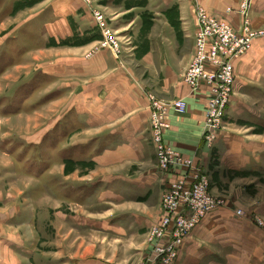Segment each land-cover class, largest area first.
<instances>
[{"label":"rangeland","instance_id":"374dc122","mask_svg":"<svg viewBox=\"0 0 264 264\" xmlns=\"http://www.w3.org/2000/svg\"><path fill=\"white\" fill-rule=\"evenodd\" d=\"M88 1L89 8L93 13L102 14L106 28L121 45L120 56L116 57L111 53L114 60L127 72L135 85L139 87L143 85L147 99L148 96L154 95L164 102L181 101L170 98L171 96L163 90L162 82L167 80L169 75L172 83L176 84L174 89L179 90L181 86L179 83L196 53L191 36L181 30L183 26H188L196 31L191 0L183 1L186 5L183 10H180L179 5L173 1L168 2L170 10H167L166 15L164 12L168 9V5L160 0L159 2L158 0ZM246 1L250 8L248 12L242 13ZM201 2V5L213 12L212 15L230 24L238 34L243 33L246 18L251 20L250 26L254 32L264 30V18L255 12V7L258 5L256 0H201ZM43 3L44 1L40 0L37 4L17 5L12 19L18 20L24 14L29 15L30 11ZM13 7L12 1L0 2V21ZM217 10L223 14H218ZM229 16L237 21L238 26L235 27L233 22L227 20ZM13 26L9 25L8 29L0 30V36L9 34ZM155 31H160L162 36L156 35ZM9 35L11 37L9 36L7 42L0 41V73L21 61L22 53L28 45L26 41L32 42L33 33L28 34L26 41L23 39L25 31ZM104 41L102 35L86 37L76 34L69 40L52 43V47L86 50L83 55L88 59L104 50L101 49ZM164 55L169 56V61L173 63L174 74L172 70L168 71V74L164 72L165 59L160 58ZM158 61L162 64H158ZM38 65L37 61L28 60L26 67L12 70L6 78L12 75L14 80L23 81ZM3 82L0 84V94L6 93L10 86L15 84L12 80L4 79ZM189 91L191 93L190 88ZM24 100L23 94L18 97L19 106H24L22 104ZM33 103H28L26 109L7 105L6 114H3H12L15 117L9 123L0 113V133L3 136L17 140L29 139L33 143L24 148V152L16 162L0 154V261L5 260L13 264H141L146 261L152 251L150 234L156 224H159L156 222L163 214L160 206L163 193L173 181L172 178L171 180L166 178L164 172L159 169L157 149L148 144L126 151L123 149V154L116 158L114 165L97 162L98 157L93 156L81 162L65 160L58 163L56 158L52 159L46 149L47 136L58 125V123L53 125L58 121L59 115L54 114L58 108L45 110V107L38 102ZM256 106L259 107L258 104ZM147 107L146 102V109ZM51 111V115L55 116H47ZM138 132L149 133V124L141 120ZM222 132L231 137L244 139L241 144L245 146L243 152L246 154L244 162L240 160L238 163L230 164L221 161V156L216 158L217 151H215L211 159H219V162H216L220 168L214 175H211V168L208 170L211 179L209 192L222 201L219 209L212 215L223 216L224 222L219 237L226 233L223 229L226 221L232 225L234 234L232 240L226 238L220 240L218 244L214 240H208L202 245L207 249L215 247L216 244L219 246L218 252L222 253L225 261L220 264H264V172L262 170L264 167H260L264 164V153L261 155L252 152L264 146V133L247 129L240 122L228 123V125L225 122ZM67 140V143L64 142L65 145L63 142L60 143L59 149L73 145L74 138ZM28 156L32 162L36 161L33 163L37 166V163L44 162V157L47 158L52 169L46 175L44 173L40 179L25 180L24 171L23 175H20L17 164L22 167ZM51 178L60 182L55 189L56 194L57 191H61L63 181L68 183L82 181L91 184L97 182L99 187L97 190L101 195L92 198L91 201L86 202L87 204L80 199L58 202L59 200L53 198L45 186V181ZM111 178L125 181L115 183L112 188L109 180ZM129 180L138 181L137 184L142 183L149 188L151 186L154 191L152 194L155 196L148 199L136 198L137 200L119 196L123 194V185ZM97 190L94 189V192ZM158 198L160 205L155 209ZM146 205H151L150 211L147 210ZM33 216L37 218L36 226L23 227L25 229L18 227L17 224L21 223L20 218L22 220ZM148 216L153 218L149 219ZM15 219L18 223H15ZM67 219L72 220L74 229H70ZM102 223H107L108 228H99ZM81 225L85 229L78 231ZM227 230L229 232V226ZM118 231L121 232L117 233ZM1 234L8 238H1L3 237ZM9 239H19L28 249L9 248L5 242ZM206 257L207 255L204 254L203 259Z\"/></svg>","mask_w":264,"mask_h":264},{"label":"crops","instance_id":"0c3cea01","mask_svg":"<svg viewBox=\"0 0 264 264\" xmlns=\"http://www.w3.org/2000/svg\"><path fill=\"white\" fill-rule=\"evenodd\" d=\"M1 1H12L14 7L0 21V30L4 31L9 28V25H14L10 28L9 34L25 31L24 41L27 40L30 32L31 34L33 33V36H31L32 42L29 43V41H26L28 45L22 53L21 61L0 73V84L4 83V79L6 81L12 80L15 83L4 93L7 95L0 94V113L1 116L4 115L2 117L5 118L4 120L7 123L15 118L12 114L5 115L7 105H12L14 108L26 109L29 104H34L33 102L35 101V104L38 102L41 106L43 105L45 110L47 108L57 107L58 109L54 111V114L57 113L59 115L58 121L54 122L49 119L51 122H54L53 125L55 123H58V125L52 133H49L48 136L46 135V149L51 154L52 159L56 158V162L58 163L60 161L64 162L65 160L81 162L93 156L98 157L97 162L114 165L113 163L116 158L121 156L123 151L127 149L138 148L144 144H148L153 148L150 132V102L147 99L146 93L144 94L143 85L140 84L142 85L140 87L135 85L127 72L119 67L118 62L114 60L111 52L104 49L87 59L83 55V52L86 50L79 48L54 49L52 47V43L69 40L76 34L86 37L101 35L100 29L97 23H95L91 8L83 0H42L44 1L43 4L35 8V10L30 11L29 15L24 14L18 20L12 19L17 5H24L25 3L37 4L40 0ZM160 1L168 5V9L164 12V15H166L167 10H170L168 2L173 1L179 5L181 10L182 8H186L183 1L185 2L187 0ZM256 1L258 5L255 7V12L264 18V0ZM197 2L202 3L201 0H191L196 31L190 27L188 28V26L181 28L185 34L191 36L194 44V34H196L198 29L197 20L195 19V4ZM181 12L183 13V11ZM217 12L218 14H223L218 10ZM210 13L211 15L213 14V12ZM227 20L233 22L235 27L238 26L237 21L233 17L229 16ZM9 34H6L8 35L7 37L6 35L0 36L2 37L0 41L7 42L11 37ZM155 34L162 36L160 31H155ZM160 58L165 59L163 61L164 72L168 74V71L172 70L174 74L175 69L173 63L168 59L169 56L166 57L164 55ZM28 60H35L39 65L33 72H30L29 75L27 74L23 81H19L20 79L14 80L12 75L11 77L13 79L11 77L6 78V75H9L12 70H19L21 67H26ZM158 64L161 65L162 62L158 61ZM234 67L237 84L227 110L226 125L228 123L240 122L247 129L264 133V39L261 38V40L255 41L251 51L245 57L235 61ZM162 83L163 90L167 92V95L171 96L170 98L183 100L187 105L183 114L175 110H170L169 112L171 128L165 135V142L168 146L173 147L183 155L195 159L199 163H205L208 170L211 168V175H214L220 168V165L217 163L219 159H211L213 154L216 153L215 151H217L215 157L221 156L220 160L223 162H230V164L233 162L238 163L240 160L244 162L246 154L243 152L245 146L241 144L244 141L242 138L231 137L223 134V132L220 133L221 135H219L216 144L217 149L212 151L213 153L202 143L201 138L204 132L203 128L206 118L205 111L208 103L205 88L192 94L182 79L179 83L181 85L178 88L179 90H176L174 89L176 84L172 83L169 75L167 80ZM22 94L23 98H25L24 103H22L24 105L23 107L17 103L18 97ZM146 102L148 110L146 109ZM51 113L52 111L48 112L47 116H55L51 115ZM141 120L149 124V133L138 132ZM68 138L69 140L74 138L73 145H66V147L59 149L60 143H67ZM251 138L254 140L253 135H251ZM28 145H33L29 139L17 140L13 137L3 136L0 133V154L12 162L13 160L14 162L16 160L18 161L25 150L24 148L28 147ZM252 152H257L262 155L264 153V146L262 148H256ZM44 159V162L37 163V166L36 163H33L36 161L32 162V159L28 156L26 162L22 163V167L20 164H17L20 168V175H23L22 173L24 171L25 180L42 178L44 173L46 175L52 169L47 158L44 157ZM55 164L57 165V163ZM260 167H264V164H261ZM262 170L264 172V168ZM164 175L169 180L171 178L172 180L175 179V175L172 173H164ZM109 180H111L112 188L115 183H123L125 181L118 178H111ZM45 182L46 189L53 198L59 200L58 202H72L80 199L86 203L91 201L92 198H98L101 195L97 190V188L99 189L97 182L91 184L82 181L78 183L63 181V187L61 191H57V194L55 189L60 182L53 178L47 179ZM134 182L127 181L122 188L123 194L118 193L119 196L130 200L140 198L148 199L155 196V194H152L154 191L150 185L149 188L145 184H137L138 181ZM94 189L97 191L94 192ZM159 205L160 198H158L155 204V209H158ZM146 206L147 210L150 211L149 207L151 205ZM214 213L209 214L203 220L202 226L188 237L180 250L178 256L180 258H178L176 264H220L225 262L222 258V253L219 254L218 252L219 246L217 244L220 240L233 238V227L226 221V225L223 228L226 233L219 237V231H221V226L224 222L223 216H212ZM162 216L163 214L156 223L160 222ZM148 217L149 219L153 218L152 216ZM117 218L121 219L122 217ZM124 218L129 219V217ZM36 220L37 218L34 216L30 218L25 217L22 220L21 218L19 219L21 221L20 224L17 222V219H15V223H18V227L25 229L23 227L36 226ZM66 222L71 227L70 229H74L72 220L67 219ZM82 226H80L81 229L78 231L85 229ZM106 226L109 225L102 223L99 228L103 227L107 229L108 227ZM228 226L230 229L229 232L227 230ZM120 232L118 231L117 233ZM1 235L3 236L1 238H8L3 234ZM10 238L14 239L12 236ZM13 239L5 241L9 248L13 250L28 249L24 242L19 239ZM208 240L216 241L217 244L215 247L204 248L202 243ZM233 248L234 250L236 249L235 246ZM204 254L207 257L203 259ZM214 260L215 262H212ZM245 260L247 259L245 258ZM0 264L13 263L2 260Z\"/></svg>","mask_w":264,"mask_h":264},{"label":"built area","instance_id":"2783aa9c","mask_svg":"<svg viewBox=\"0 0 264 264\" xmlns=\"http://www.w3.org/2000/svg\"><path fill=\"white\" fill-rule=\"evenodd\" d=\"M89 4L88 0H83ZM242 13L248 12L246 2ZM95 23L100 29L103 42L101 49H108L116 57L120 56L121 45L106 28L100 12L93 13ZM195 19L198 29L195 34V55L183 75V82L191 93L206 88L208 103L205 111L202 143L210 151L224 129L231 96L235 92L236 78L234 62L245 57L255 41L264 38V30L254 32L251 20H247L242 34L215 15H211L199 2L195 4ZM150 102V132L152 144L157 149V161L161 172L172 173L175 179L163 193L161 210L163 216L152 229L150 240L152 251L141 264H174L188 237L198 229L203 220L222 204L210 192L211 179L205 163L183 155L168 146L165 135L171 128L170 110L183 114L185 101L158 100L148 96ZM263 225V223H261Z\"/></svg>","mask_w":264,"mask_h":264}]
</instances>
